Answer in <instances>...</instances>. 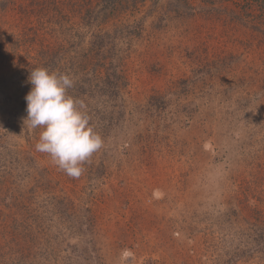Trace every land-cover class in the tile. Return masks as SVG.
<instances>
[{
  "label": "rangeland",
  "instance_id": "obj_1",
  "mask_svg": "<svg viewBox=\"0 0 264 264\" xmlns=\"http://www.w3.org/2000/svg\"><path fill=\"white\" fill-rule=\"evenodd\" d=\"M36 67L103 139L78 178ZM0 264H264V0H0Z\"/></svg>",
  "mask_w": 264,
  "mask_h": 264
},
{
  "label": "clouds",
  "instance_id": "obj_2",
  "mask_svg": "<svg viewBox=\"0 0 264 264\" xmlns=\"http://www.w3.org/2000/svg\"><path fill=\"white\" fill-rule=\"evenodd\" d=\"M26 94V126L41 128L35 148L46 153L68 176L78 178L82 165L101 149L103 139L93 128L83 100L68 94L74 81L69 74L36 67L30 72Z\"/></svg>",
  "mask_w": 264,
  "mask_h": 264
},
{
  "label": "trees",
  "instance_id": "obj_3",
  "mask_svg": "<svg viewBox=\"0 0 264 264\" xmlns=\"http://www.w3.org/2000/svg\"><path fill=\"white\" fill-rule=\"evenodd\" d=\"M107 82H108V80H107ZM108 83H110V82H108Z\"/></svg>",
  "mask_w": 264,
  "mask_h": 264
}]
</instances>
